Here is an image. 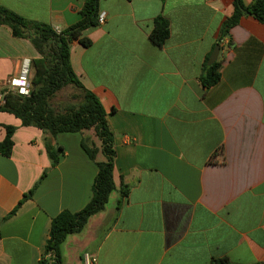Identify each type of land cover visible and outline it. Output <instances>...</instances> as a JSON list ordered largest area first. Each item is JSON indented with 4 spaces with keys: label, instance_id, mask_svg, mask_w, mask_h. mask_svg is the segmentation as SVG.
I'll list each match as a JSON object with an SVG mask.
<instances>
[{
    "label": "crops",
    "instance_id": "0c3cea01",
    "mask_svg": "<svg viewBox=\"0 0 264 264\" xmlns=\"http://www.w3.org/2000/svg\"><path fill=\"white\" fill-rule=\"evenodd\" d=\"M84 1L0 4L60 32L81 19ZM233 2L100 1L104 24L86 32L89 47L72 44L70 59L114 132L116 190L62 244L61 264H264V24L243 17L219 45L220 81H200ZM159 16L170 24L162 47L150 39ZM39 57L0 25V87ZM0 124V142L5 126L17 128L12 155L0 152V264H38L52 220L90 202L98 166L81 133L57 136L64 155L53 167L42 130L7 112Z\"/></svg>",
    "mask_w": 264,
    "mask_h": 264
},
{
    "label": "trees",
    "instance_id": "16d2710c",
    "mask_svg": "<svg viewBox=\"0 0 264 264\" xmlns=\"http://www.w3.org/2000/svg\"><path fill=\"white\" fill-rule=\"evenodd\" d=\"M100 1L85 0L80 11L81 19L60 32L48 23L28 20L0 4V25L9 27L14 37L29 40L40 55L33 60L35 74L31 95L23 97L10 92L6 96V103L0 104V112L13 114L25 127H36L43 131L47 153L53 167L58 165L64 155L63 148L57 144V136L63 133H81L82 149L98 166L90 202L79 212L63 211L52 220L49 238L38 264H61L62 244L68 236L82 232L89 220L106 207L110 195L116 190L113 174L116 157L114 132L108 124L107 113L101 101L76 74L70 59L74 42H79L84 47L91 45L92 41L85 34L89 29L100 26ZM233 6L232 15L221 28L220 39L228 37L230 31L243 17L250 16L264 24V0H254L248 6L243 0H234ZM169 36V21L159 16L155 19L150 39L155 45L162 47ZM208 62L209 58L200 77L205 88L216 85L221 78V62L216 61L212 65ZM69 87L76 91L71 101L55 105L53 100ZM5 128L7 134L0 142V152L10 157L14 147L13 136L17 128L13 126ZM37 187L38 184L24 195L18 208L10 216L16 214L25 201L33 198ZM128 192L124 189L123 196H127ZM211 264L235 263L228 258H215Z\"/></svg>",
    "mask_w": 264,
    "mask_h": 264
},
{
    "label": "built area",
    "instance_id": "2783aa9c",
    "mask_svg": "<svg viewBox=\"0 0 264 264\" xmlns=\"http://www.w3.org/2000/svg\"><path fill=\"white\" fill-rule=\"evenodd\" d=\"M105 15L101 14L99 17V24H104ZM228 38H221L219 40L220 46L224 47L228 45ZM35 74V68L33 60L31 58H24L21 62L19 74L8 79L0 87V104L6 103V96L10 92H14L20 96L28 97L33 90V77ZM96 257L87 256L86 264H96Z\"/></svg>",
    "mask_w": 264,
    "mask_h": 264
},
{
    "label": "rangeland",
    "instance_id": "374dc122",
    "mask_svg": "<svg viewBox=\"0 0 264 264\" xmlns=\"http://www.w3.org/2000/svg\"><path fill=\"white\" fill-rule=\"evenodd\" d=\"M75 93H76V91L72 87H69V88L61 91L57 95V97L53 100V103H55V105H57L59 103L69 102V101H71V98H72L73 94H75ZM92 134L94 135L93 131H92ZM94 139H96V138L94 137Z\"/></svg>",
    "mask_w": 264,
    "mask_h": 264
},
{
    "label": "water",
    "instance_id": "95a60500",
    "mask_svg": "<svg viewBox=\"0 0 264 264\" xmlns=\"http://www.w3.org/2000/svg\"><path fill=\"white\" fill-rule=\"evenodd\" d=\"M219 54H220V46L217 45L209 59V62H208L209 65L214 64L218 60Z\"/></svg>",
    "mask_w": 264,
    "mask_h": 264
}]
</instances>
